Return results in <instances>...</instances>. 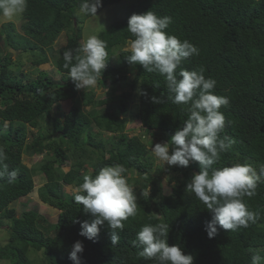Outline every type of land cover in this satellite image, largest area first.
Here are the masks:
<instances>
[{"label": "trees", "instance_id": "trees-1", "mask_svg": "<svg viewBox=\"0 0 264 264\" xmlns=\"http://www.w3.org/2000/svg\"><path fill=\"white\" fill-rule=\"evenodd\" d=\"M120 1L102 0L97 14ZM82 2L28 0L19 25L6 22L2 28L11 49L5 55L0 52V148L6 153L8 171L15 170L17 175L14 179L0 177V227L7 223L9 231L8 242L0 246V259L12 264H74L69 253L79 240L84 245L81 264H157L143 258L142 246L133 241L145 224L167 223L168 244H178L191 254L193 264H251L249 247L264 249V177L256 195L244 197L250 210L260 211V219L235 232L217 226L218 234L209 238L205 225L213 214L185 191L187 181L200 170L199 163L190 162L186 168L168 166V179L176 182L166 194L164 186L170 184L158 176L161 167L154 163L147 144L127 132L141 126L153 137L169 141L187 119L188 105L172 103L165 77L130 64L126 58L130 53L124 49L134 39L127 30L132 14L150 10L171 17L165 31L189 40L199 52L183 61L177 74L181 69L203 68L205 78L217 82L215 94L230 101L220 108L225 128L219 136L235 142L212 168L236 163L260 166L264 163V0H141L129 17L97 34L106 42L111 63L107 60L95 87L77 89L70 69L64 67L63 52L73 50V63L82 54L77 50L83 44V23L92 17L79 13ZM26 49L35 56L33 65L51 61L50 72L45 70L37 78L17 75L23 66L13 53ZM98 85L108 88L101 96ZM145 91L147 96L141 94ZM153 95H162L164 103H152ZM64 100L73 101L67 113L58 105ZM133 102L135 120L129 123L127 114ZM27 124L37 129L31 141L27 140ZM106 132L114 133V138L101 139ZM24 152L43 155L40 171L48 181L38 188V199L58 210L54 222L35 208L29 209L27 203L19 210L10 207L35 187L24 165ZM92 163V171L81 174ZM116 164L127 169V181L137 195V214L124 222L122 232L117 230L120 240L113 245L107 223L95 240L80 235L79 222L92 217L74 202V191H65L62 184L80 186L85 175L95 176L102 167ZM32 251L41 252L40 259L32 261Z\"/></svg>", "mask_w": 264, "mask_h": 264}, {"label": "clouds", "instance_id": "clouds-1", "mask_svg": "<svg viewBox=\"0 0 264 264\" xmlns=\"http://www.w3.org/2000/svg\"><path fill=\"white\" fill-rule=\"evenodd\" d=\"M27 5L28 0H0V22H12L22 16ZM101 6L102 0H83L79 13L97 17ZM171 22V17H160L150 10L132 14L127 30L134 39L124 51L130 53L126 57L130 64H139L146 72H158L165 77L167 89L173 94L168 97L172 103L188 105V117L183 125L169 141L152 144L151 152L169 166L186 168L190 162L199 163L200 170L187 181L185 191L213 214L205 225L208 237L213 238L218 234L217 226L235 232L260 219V211L250 210L244 197L256 195L258 182L264 177V164L259 170L248 163L212 168L235 142L219 136L225 128V116L220 108L228 106L230 101L215 94L217 82L211 77L205 78L203 68L181 69L177 74L176 69L182 62L199 52L189 40L182 41L165 31ZM106 48L105 41L92 35L77 50L82 54L75 56L76 63H73L72 49L63 52L64 67L70 69L69 76L77 89L95 87L101 79L108 60ZM141 94L147 96L146 91ZM150 100L154 104L164 103L162 95H153ZM6 159V153L0 148V177L7 175L14 179L17 173L8 171ZM126 172L123 165L116 164L102 167L95 176H84L83 183L73 192L74 202L92 217L90 221L79 222L81 236L95 240L100 227L107 223L112 229V244L119 242L117 230L122 232L124 222L137 214V195L127 181ZM175 182L172 180L165 186H174ZM168 233L167 223L145 224L133 243L142 246L143 258L155 260L157 264H193L191 254H186L178 244H168ZM248 250L251 264H264V255H261L264 249L249 247ZM83 251V242L77 240L69 253L74 264H81L79 254Z\"/></svg>", "mask_w": 264, "mask_h": 264}, {"label": "rangeland", "instance_id": "rangeland-1", "mask_svg": "<svg viewBox=\"0 0 264 264\" xmlns=\"http://www.w3.org/2000/svg\"><path fill=\"white\" fill-rule=\"evenodd\" d=\"M141 0H122L118 3L115 4H110L108 5L105 9H103L99 14H97V17H91L88 18L84 23H83V37H82V42H84L89 36L92 35H96L100 33L101 30H103L104 28H108L109 26H111L112 24L121 21V20H125L130 11H133L134 8H136L139 4ZM19 20L20 17H18L17 19L14 20L15 23H17L19 25ZM6 22H0V52L5 55L6 52H8L11 48L9 45V42L7 41V39L5 38V36L3 35V25H5ZM18 31L20 30L17 29ZM128 45L125 46V48ZM13 58L14 59H20L19 66L22 64V71H18L16 74L20 75L22 74H28V75H32L33 77L37 78L39 73L47 70V66L51 65L52 62H48V63H43L41 65H33L32 61L35 59V56L33 55V53H31L30 49H26L24 51L19 50L17 51L15 54L13 53ZM110 63L111 61L108 60ZM50 69V68H49ZM49 71V70H47ZM50 72V71H49ZM53 74V73H52ZM56 78L59 79V75L55 76ZM102 89V87L100 85L97 86V88ZM108 90L107 87H104L100 92H99V96H101V93L106 92ZM73 104L72 100H64V101H59L58 105L61 106L62 108V112L63 111H68L70 106ZM132 109H130L128 111V122L129 123H134V117L132 115L133 110H135V103L133 102L132 104ZM105 108H109V105L105 106L104 108L99 107L96 109L95 114L101 112L102 110H104ZM84 109L86 111H91L92 112V108L90 106H84ZM61 120H64V117H61ZM26 129L29 131V134L27 135V140L31 141L34 135V132H36V128L29 126L28 124L26 125ZM127 132L131 135H137L139 136L142 141L144 143L147 144L149 152L151 153V155L154 157L155 159V164L159 167H161V170L158 171V173H160L158 176L163 178V181L166 182H170L169 180H167L168 178V172H167V167L169 165L165 164L164 162L158 160L151 152V145L157 143V142H163L161 141V139L159 137H153V135L149 134L148 132H146L145 130L142 129L141 126H136V127H132L129 128L127 130ZM107 138H114V133H103L101 136V139H103L104 141H107ZM42 158L43 155H36L34 153L31 152H24L23 154V161H24V165L27 167V170L29 172V174L31 175V177L34 180L35 183V187L33 189V191L27 195L24 196L20 199V201L18 202H14L12 204H10V207H17L18 210L20 209V207L22 206V204H26L27 203V207L29 209H36L38 210L40 213L45 214L46 216H49L50 221L54 222L56 220L57 214H58V210H54L50 207H48L47 204L40 202L38 199V188L46 183L48 181L46 175L44 173H42L41 168H40V164L42 162ZM264 164V163H262ZM261 164V165H262ZM95 166V163L89 164L87 169H84L82 171L81 174H89L92 171V168ZM257 168V170H259V166H255ZM155 174V171H154ZM183 174H180V177H184L182 176ZM79 186H71V185H67V184H62V188L65 191H75ZM150 191V187L146 190V192ZM164 192L166 194L171 192V189L168 188L167 186H164ZM7 222H9V220L4 219ZM8 224H3L2 227H0V246L5 245L8 242L9 239V231H8ZM36 252L33 253V251L31 252V258L32 261L38 260L41 257V252ZM34 258H38V259H34ZM0 264H12L10 261L8 260H2L0 259Z\"/></svg>", "mask_w": 264, "mask_h": 264}]
</instances>
